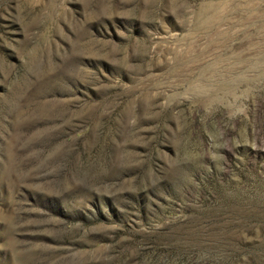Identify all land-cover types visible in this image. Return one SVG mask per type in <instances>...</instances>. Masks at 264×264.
Instances as JSON below:
<instances>
[{
    "label": "rangeland",
    "instance_id": "374dc122",
    "mask_svg": "<svg viewBox=\"0 0 264 264\" xmlns=\"http://www.w3.org/2000/svg\"><path fill=\"white\" fill-rule=\"evenodd\" d=\"M0 264H264V0H0Z\"/></svg>",
    "mask_w": 264,
    "mask_h": 264
}]
</instances>
